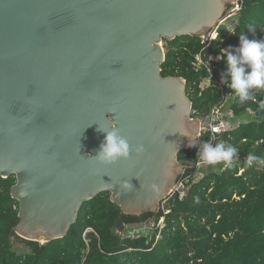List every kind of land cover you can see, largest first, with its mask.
<instances>
[{
	"label": "water",
	"instance_id": "1",
	"mask_svg": "<svg viewBox=\"0 0 264 264\" xmlns=\"http://www.w3.org/2000/svg\"><path fill=\"white\" fill-rule=\"evenodd\" d=\"M229 2L0 0V177L16 178L17 237H65L102 192L126 216L156 213L173 195L186 169L178 153L208 118L191 117L183 78L162 77L163 42L205 37ZM100 127H118L129 159H94ZM116 227L150 226L118 218Z\"/></svg>",
	"mask_w": 264,
	"mask_h": 264
},
{
	"label": "trees",
	"instance_id": "2",
	"mask_svg": "<svg viewBox=\"0 0 264 264\" xmlns=\"http://www.w3.org/2000/svg\"><path fill=\"white\" fill-rule=\"evenodd\" d=\"M237 21L232 33L220 27L210 43L190 36L164 40L166 59L161 66L162 77L186 81L192 118L206 119L223 96L228 97L229 109L242 124L217 137L214 145L224 143L238 149L232 166L202 170L203 175L195 179L200 145L211 141L203 128L196 146L178 153L186 169L158 212L123 215L110 201V193L102 192L82 205L65 237L43 245L15 235L19 204L12 199L11 188L16 178L0 177V264H264V168L245 164L249 153L264 158V89L252 90L251 98L241 102L221 83V74L227 71L226 57L210 60L220 56L222 48L239 47L241 33L249 40H264V0H243ZM198 58L203 63L200 68L196 67ZM205 81L210 82L209 87H203ZM118 218L126 226L151 224L155 236L151 232L127 235V228L117 229ZM14 242L25 244L30 251L19 254Z\"/></svg>",
	"mask_w": 264,
	"mask_h": 264
},
{
	"label": "clouds",
	"instance_id": "3",
	"mask_svg": "<svg viewBox=\"0 0 264 264\" xmlns=\"http://www.w3.org/2000/svg\"><path fill=\"white\" fill-rule=\"evenodd\" d=\"M254 31V29H252ZM236 35V34H233ZM217 60L226 57L227 71L221 74V83L231 90V94L239 98L241 102L251 98V91L264 89V40H249L243 33L239 34V47L222 48ZM99 131L106 134L104 142L100 145L94 159L102 165H112L120 160H127L131 156V148L128 141L120 134L117 128H103ZM187 136V135H184ZM188 147H195V140L190 137ZM145 151L143 145L136 148L137 154ZM238 149L232 145L204 142L200 145L197 154V162L206 166L223 165L224 168L233 164L234 158H238ZM248 168L254 166L264 168V158L249 153L245 157ZM127 185H132L125 182Z\"/></svg>",
	"mask_w": 264,
	"mask_h": 264
},
{
	"label": "built area",
	"instance_id": "4",
	"mask_svg": "<svg viewBox=\"0 0 264 264\" xmlns=\"http://www.w3.org/2000/svg\"><path fill=\"white\" fill-rule=\"evenodd\" d=\"M243 7V0H230L229 7L227 10L226 15L224 16L222 22L217 26L216 29L208 33L205 37H202L204 42L210 43L212 40L217 38V30L220 27H225V22L232 21L237 19L241 9ZM228 30V29H227ZM211 61H217L216 57L211 56ZM203 65L202 60L200 58L197 59L196 67L200 68ZM210 72L209 65H206ZM219 87H222L219 85ZM228 102V97L223 96V101L220 105L214 107L210 113L208 118V123H204L203 128L206 129L211 135V141L214 145L215 140L217 137L223 135L224 133H231L236 131L242 124V121L236 118L232 109L225 107ZM250 115H253L251 111H248ZM164 219H162L161 223L159 224L160 229L163 227Z\"/></svg>",
	"mask_w": 264,
	"mask_h": 264
},
{
	"label": "rangeland",
	"instance_id": "5",
	"mask_svg": "<svg viewBox=\"0 0 264 264\" xmlns=\"http://www.w3.org/2000/svg\"><path fill=\"white\" fill-rule=\"evenodd\" d=\"M237 23H238L237 19H234V20H232V21L230 20V21H228V22H225V23L222 24V25H225V27L228 29V31H229L230 33H232V32L235 30V28H236V26H237ZM163 47H164V49H165V42H163ZM209 68H210V65H209ZM209 84H210L209 81H205L204 84H203V87H204V88L209 87ZM225 107H228V104H226ZM228 108H229V107H228ZM216 168H217V165H216V166H206V165L198 164V170H199V173L196 175V178H195V179L198 180V179L203 175V172H201L202 170L206 172V171H210V170H216ZM241 173H242V171H241ZM177 187H178V185H177ZM180 190H181V189H180ZM160 208H162L161 205H160L159 208L157 209V212L159 211ZM162 219H164V218H162ZM162 219L160 220V223H161ZM160 223H159V224H160ZM151 229H152V226H151V224H150V227H145V228H143L142 230H139V231L130 230V232L127 233V235H130V236L148 235L150 232L153 233L152 231H150ZM125 230H126V228H125ZM160 230H161V229H160ZM125 235H126V233H125ZM154 236H155V234L153 233V237H154ZM160 238H161L160 235L157 234V235H156V239L158 240V239H160ZM13 248H14V250H15L16 252H18L19 254H20V253H27V252L30 251L29 248H28L25 244L18 243V242H14V246H13Z\"/></svg>",
	"mask_w": 264,
	"mask_h": 264
}]
</instances>
